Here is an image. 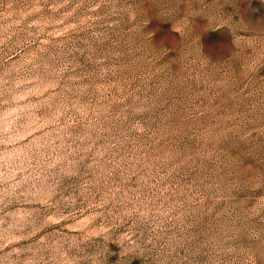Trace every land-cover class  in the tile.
Masks as SVG:
<instances>
[{"label": "rangeland", "instance_id": "obj_1", "mask_svg": "<svg viewBox=\"0 0 264 264\" xmlns=\"http://www.w3.org/2000/svg\"><path fill=\"white\" fill-rule=\"evenodd\" d=\"M0 264H264V0H0Z\"/></svg>", "mask_w": 264, "mask_h": 264}]
</instances>
